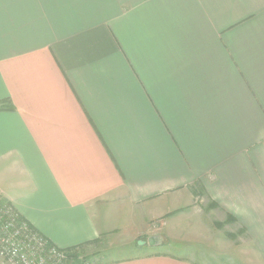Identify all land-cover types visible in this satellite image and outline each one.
<instances>
[{
	"label": "crops",
	"instance_id": "1",
	"mask_svg": "<svg viewBox=\"0 0 264 264\" xmlns=\"http://www.w3.org/2000/svg\"><path fill=\"white\" fill-rule=\"evenodd\" d=\"M0 195L64 249L123 216L104 264L216 261L170 250L207 215L264 264V0H0Z\"/></svg>",
	"mask_w": 264,
	"mask_h": 264
},
{
	"label": "rangeland",
	"instance_id": "2",
	"mask_svg": "<svg viewBox=\"0 0 264 264\" xmlns=\"http://www.w3.org/2000/svg\"><path fill=\"white\" fill-rule=\"evenodd\" d=\"M205 199L206 197L203 196L202 203H200L201 205L203 204V210L206 207L205 203H207ZM207 213L208 209L206 208L205 212H203L204 216ZM207 217L210 218L206 220L207 226L201 229L202 234H205V243L201 242L198 245H195V243H179L178 245L181 248L170 250L176 254L184 256H190L191 254L195 255V250L198 254L205 253L208 255L209 253H212L216 256V261L215 259L210 262L202 259L193 260L194 263L196 262L198 264H227V262H232L233 264L257 263L246 257V255L252 254L255 248L254 245L249 242L248 238L246 239L243 231L239 230L238 226L233 227L223 224L221 227H217V225L214 227L211 219L214 217L208 215ZM121 221L119 220V223L114 225L115 229L111 231L112 236L108 239L105 238L103 243L85 244L78 247L67 248L66 250L70 251L72 254L90 257L96 260L98 264H104L111 258L138 253L140 249L136 247V241L131 243L128 236L134 227L132 225L127 226V222L123 219V216L121 217ZM216 223L219 222L217 221L214 224ZM192 256L193 255H191V257Z\"/></svg>",
	"mask_w": 264,
	"mask_h": 264
},
{
	"label": "built area",
	"instance_id": "3",
	"mask_svg": "<svg viewBox=\"0 0 264 264\" xmlns=\"http://www.w3.org/2000/svg\"><path fill=\"white\" fill-rule=\"evenodd\" d=\"M0 264H98L50 243L0 195Z\"/></svg>",
	"mask_w": 264,
	"mask_h": 264
},
{
	"label": "trees",
	"instance_id": "4",
	"mask_svg": "<svg viewBox=\"0 0 264 264\" xmlns=\"http://www.w3.org/2000/svg\"><path fill=\"white\" fill-rule=\"evenodd\" d=\"M12 108V107H11ZM3 201L7 204H9L5 199H3ZM19 219H22V220H25L24 218H22L20 215H19ZM231 221H235V219L231 216V215H227V218H226V221L224 223H216L215 225H217V227H221L223 224L227 223V222H231ZM30 225V224H29ZM31 226V225H30ZM33 227V226H32ZM85 245V244H83ZM78 246H81V245H78ZM78 246H74V247H78Z\"/></svg>",
	"mask_w": 264,
	"mask_h": 264
}]
</instances>
